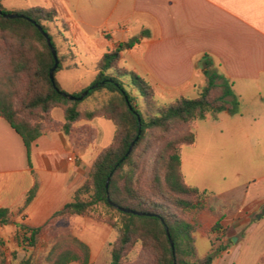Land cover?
I'll list each match as a JSON object with an SVG mask.
<instances>
[{
    "label": "trees",
    "instance_id": "obj_1",
    "mask_svg": "<svg viewBox=\"0 0 264 264\" xmlns=\"http://www.w3.org/2000/svg\"><path fill=\"white\" fill-rule=\"evenodd\" d=\"M0 10V40L6 53L4 66L0 69V118L21 138L29 168L32 167L31 146L47 132L59 131L71 142L77 129L84 134V128H90L87 125L77 127L79 123L101 119L114 127L111 143L96 156L86 180L74 191L72 199L45 224L31 227L14 223L13 212L0 208V226L13 224L16 247H35L43 229L54 221L90 216L117 233L110 252V264H124L134 246L147 253L153 264H213L214 259L232 244L231 238L223 240L222 221L236 213L241 205L237 200H224L188 185L181 171L180 153L181 146H192L196 141L195 121L209 114L223 111L235 114L238 111L230 84L218 73L210 58L203 56L198 62L204 78L198 97H179L171 103L159 104L145 79L119 66L120 52L124 49L120 45L96 62V74L91 84L71 94L78 98L87 92L83 99L69 100L65 96L69 94L60 88L55 77L53 82L49 78L54 59L45 37L37 28L47 34L56 51L58 66L54 74L62 69H75L77 65L73 59L65 60L59 55L49 33L48 25L58 18L57 11L39 6L16 11H6L0 6ZM3 14L22 17L9 19ZM61 24L68 31L63 21ZM138 42L139 38H133L127 46L132 47ZM124 81L130 82L140 95L143 110L134 103ZM19 84H23V89L18 87ZM97 93L106 96L98 108L79 110L81 102ZM54 109L62 111V123L52 119ZM177 130L182 133L169 138V134ZM154 132L158 133L156 137L162 138L163 145L143 184L144 156ZM37 188L34 178L21 210L33 200ZM196 234H206L210 238L212 248L202 257L196 250ZM89 255V247L68 232L53 240L45 261L47 264H89ZM0 264H8L1 250ZM19 264H31V261L25 258ZM258 264H264V256Z\"/></svg>",
    "mask_w": 264,
    "mask_h": 264
},
{
    "label": "crops",
    "instance_id": "obj_2",
    "mask_svg": "<svg viewBox=\"0 0 264 264\" xmlns=\"http://www.w3.org/2000/svg\"><path fill=\"white\" fill-rule=\"evenodd\" d=\"M43 4L39 7L58 12L72 42L82 43L91 55L93 76L96 61L123 45L119 66L145 79L156 100H164L161 104L198 97L204 86L198 62L203 56L210 58L230 84L238 111L209 114L204 120L212 128L235 127L240 133L237 141L258 146L254 156L258 173L247 186L215 193L201 189L241 205L222 221L223 240L236 242L213 264H258L264 256V0H43ZM133 38L139 42L128 47ZM83 88L75 84L76 90ZM54 121L62 123L64 117ZM79 125L95 129L92 122ZM88 149L76 145L74 137L68 142L59 131L47 132L32 144L29 168L21 138L0 118V208L11 210L17 222L31 227L45 224L84 181L90 168ZM181 171L184 176L182 159ZM34 178L36 194L21 210ZM195 245L200 257L212 248L206 234H196Z\"/></svg>",
    "mask_w": 264,
    "mask_h": 264
},
{
    "label": "rangeland",
    "instance_id": "obj_3",
    "mask_svg": "<svg viewBox=\"0 0 264 264\" xmlns=\"http://www.w3.org/2000/svg\"><path fill=\"white\" fill-rule=\"evenodd\" d=\"M0 6L6 11H16L36 6L44 7L45 5L43 0H0ZM62 21L58 14L56 21L53 24H49L48 28L59 55L65 60L73 59V62L77 65L75 69H62L61 71L66 72L59 71L54 74L60 88L71 95L80 91L75 89V84L78 83L83 85V87H88L93 81L94 76L91 73L93 67L90 65L92 58L82 43L75 44L72 42L70 35L67 34L61 24ZM4 50V43L0 40V69L3 68L5 62L6 53ZM63 64L65 66L67 61ZM124 84L126 90L134 98L136 106L143 110L142 99L135 88L130 82L124 81ZM18 87L23 89V84H19ZM104 98H106L104 93L94 94L80 103L79 110L86 111L98 108ZM158 100L164 103V100ZM51 117L53 120L63 121V113L60 109H54ZM91 122L97 133L94 129L84 128L83 135L79 134L80 129H77L74 135L76 145L80 144L83 148L89 147L87 157L90 158L88 160L90 167L96 156L111 143L114 133V127L109 121L95 119ZM210 124L209 121L204 119L195 121L193 126V132L196 134L195 143L192 146L180 147L185 182L190 186L206 189L213 193L247 186L252 181L251 179L255 178L254 175L258 173V160L254 158L257 155L258 146L252 145L248 147L242 145L239 140L237 141L240 133L235 127L220 124L212 128ZM79 127L81 126L79 125ZM180 133H182V130L174 131L169 134V138ZM157 134L155 132L152 133L149 139L150 148H148V152L144 156L143 184L149 178L155 155L163 145L162 138L160 140L156 137ZM83 139L85 141H82ZM13 222L20 223L16 221L15 217ZM68 232L89 247V264H110V252L117 233L106 224L98 222L90 216L59 219L48 224L43 229L36 246L33 248L16 247L13 242L15 227L12 223L7 226H0V240L2 241L0 250L3 252L8 264H19L25 258H29L31 264H47L45 254L53 240ZM135 263L153 264L149 255L141 251L139 246L132 247L124 261V264Z\"/></svg>",
    "mask_w": 264,
    "mask_h": 264
},
{
    "label": "water",
    "instance_id": "obj_4",
    "mask_svg": "<svg viewBox=\"0 0 264 264\" xmlns=\"http://www.w3.org/2000/svg\"><path fill=\"white\" fill-rule=\"evenodd\" d=\"M0 13H1V10H0ZM3 17L4 18H9V19H14V18H18V17H22V16H19V15H16V14H3ZM32 23V22H31ZM38 30L43 34V36L45 37L46 39V43H47V46L49 47L50 51H51V54H52V57L54 59V65L53 67L50 69L49 71V78L50 80L53 82L54 81V71L56 70L57 66H58V60H57V55H56V51L55 49L53 48V46L51 45V42H50V39L48 38L47 34L44 33L42 31V29L40 27H37ZM87 92H84L80 97L78 98H75L73 97L72 95H65L69 100H74V99H77L79 101H81L83 99V97L86 95ZM133 144V143H132ZM131 144V146H132ZM131 146L129 147L128 149V152L130 151L131 149ZM106 187H107V182H106ZM119 210L123 211V212H126V213H133L135 214V212H132L128 209H122V208H119ZM232 242H236V239L235 238H232Z\"/></svg>",
    "mask_w": 264,
    "mask_h": 264
}]
</instances>
